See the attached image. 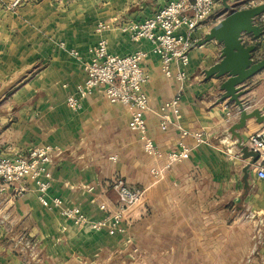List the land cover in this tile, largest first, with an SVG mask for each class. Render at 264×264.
Masks as SVG:
<instances>
[{"label":"crops","instance_id":"obj_1","mask_svg":"<svg viewBox=\"0 0 264 264\" xmlns=\"http://www.w3.org/2000/svg\"><path fill=\"white\" fill-rule=\"evenodd\" d=\"M168 1L120 0L113 6V0H104L102 8L70 6L57 12L44 6L34 14L26 4L10 10L9 0H0V154L17 157L35 145L50 144L48 194L60 197L64 206L80 207L92 219L116 210L115 178L144 190L141 203L126 214L125 231L109 235L75 226L56 209H45L31 183L20 184L26 190L18 195L10 188L1 212L7 220L0 225V264L31 263L10 245L9 238L20 233L36 243V264H264V178L257 177L252 165L243 180L247 160L227 133L238 119L227 111L238 110L227 99L218 100L219 79L205 78L204 70L219 60L221 45L213 40L197 44L224 16L222 4L216 3V10L189 34L195 42L183 81L162 73L148 41H131L121 29L150 17ZM237 1L246 0L228 3ZM262 2L247 0L240 8ZM258 19L264 27V13ZM100 22L107 27L98 33ZM180 33L188 34L184 29ZM99 38L113 54L145 53L141 65L148 80L143 90L151 109L145 119L159 149L176 150L179 140L192 146L189 157L162 179L151 175L153 160L129 129L125 106L110 103L100 89L83 99L78 110L65 104L83 79L84 63L91 58L88 49ZM248 43L256 45V59L264 58V32ZM70 49L78 54L72 56ZM244 89L240 99L246 110L259 109L264 115V69L246 80ZM178 90L179 120L170 115L171 123L161 130L156 111ZM176 121L203 133L205 142L195 145L192 137H183ZM263 126L264 121L249 118L238 132L246 144ZM101 204L105 210L99 209ZM241 211L262 221L258 242L252 224L239 220Z\"/></svg>","mask_w":264,"mask_h":264},{"label":"built area","instance_id":"obj_2","mask_svg":"<svg viewBox=\"0 0 264 264\" xmlns=\"http://www.w3.org/2000/svg\"><path fill=\"white\" fill-rule=\"evenodd\" d=\"M17 2L18 0H15L13 5ZM215 2L216 0H193V2L169 0L150 17L142 21L127 22L121 29L128 34L131 41L141 39L148 41L151 52L159 58L162 73L166 77L174 76L179 81H183L186 78L185 67L189 63V52L195 42L189 34L213 13ZM106 27L105 23L100 22L95 30L99 33ZM182 29L188 34L182 35L180 33ZM60 46L64 48L63 43H60ZM88 51L91 58L84 63L83 79L76 83L74 91L66 96V106L71 110H78L82 100L91 95L95 89H100L110 103L125 106L129 112V129L137 133L142 141L144 153L153 160L151 175L156 181L162 179L173 165L189 157L192 146L184 140H179L176 150L163 152L148 134L145 115L151 109L143 90L148 75L141 65L145 53L137 50L125 55L113 54L108 51L106 42L102 38L97 39ZM68 52L72 56L78 54L73 49ZM173 66L176 67L175 71L172 69ZM181 96V91L178 90L156 111L161 130H165L171 123L170 115L179 120ZM233 114H238V111H227L228 116ZM175 126L183 137H192L195 145L205 142L203 133L191 132L183 128L178 121L175 122ZM246 145L248 149L257 153L258 158L253 165L256 168L257 177L264 178V126L249 137ZM52 156L53 148L50 144L35 145L24 155L17 157L0 154V213L5 204L7 191L12 188L16 195L21 194L26 189L20 184L28 182L33 185L37 199L45 209H56L61 217L75 226L93 232L105 231L109 235L123 233L125 228L122 225L126 220V214L141 203L144 190L131 188L124 179L115 178L111 188L116 194V210L101 219L89 218L80 207L64 206L60 197L48 194L50 183L47 177V166ZM105 208V204L99 206L100 210ZM250 215L255 219L254 214L250 213ZM6 220L5 213H1L0 225H4ZM255 220L260 225L255 235L258 242L261 237L262 221ZM9 240L13 249L23 254L24 258L31 260L30 264L37 263L36 243L27 234L20 233L10 237Z\"/></svg>","mask_w":264,"mask_h":264},{"label":"water","instance_id":"obj_3","mask_svg":"<svg viewBox=\"0 0 264 264\" xmlns=\"http://www.w3.org/2000/svg\"><path fill=\"white\" fill-rule=\"evenodd\" d=\"M228 2L221 0L224 16L209 28L197 44L213 40L221 45L219 60L205 69L204 74L205 78L215 77L220 80L221 94L218 100L227 99L238 110V119L227 128V133L232 139L235 138L241 159L247 160L242 169L245 181L258 155L248 149L238 130L245 126L249 118H255L258 123L263 122L264 115H261L259 109L247 111L246 101L240 97L245 94L244 82L264 69V58L256 59V45L248 43V39H257L264 32V27L258 21L264 13V2L245 8Z\"/></svg>","mask_w":264,"mask_h":264},{"label":"rangeland","instance_id":"obj_4","mask_svg":"<svg viewBox=\"0 0 264 264\" xmlns=\"http://www.w3.org/2000/svg\"><path fill=\"white\" fill-rule=\"evenodd\" d=\"M14 1L15 0H9V2L6 4V8H8L10 10H15V9L19 8L20 6L26 4V5H28V7L32 11V13H34V14L40 13L44 9V6H49V7L53 6V9L57 10V12H59V11L65 10V8H68L70 6H72L73 8H76V6L88 7V8L90 7L91 8V5H92L93 7L99 6L100 8H102L103 2H104V0H95L96 4L95 3L94 4H91V3L83 4V2L88 1V0H18V2L13 5ZM119 1L120 0H113V6L119 5ZM246 2H247V0L246 1H237L234 4L237 5L238 7H241L243 5H246ZM216 3L220 4L221 0H216L215 5H216ZM214 10H216V8H214ZM218 12H219V9H218ZM221 12H223V10ZM216 14H217V11H216ZM102 23H105V22H102ZM250 216H251L250 213H247L246 211H241L239 220L241 222L251 223L253 231H254V235H256L258 232V229L260 228V225L257 222H255L256 220L254 218H252Z\"/></svg>","mask_w":264,"mask_h":264}]
</instances>
